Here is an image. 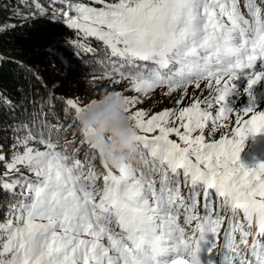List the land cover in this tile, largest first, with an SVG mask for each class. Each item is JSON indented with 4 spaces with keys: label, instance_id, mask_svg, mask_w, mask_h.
I'll use <instances>...</instances> for the list:
<instances>
[{
    "label": "snow or ice",
    "instance_id": "1",
    "mask_svg": "<svg viewBox=\"0 0 264 264\" xmlns=\"http://www.w3.org/2000/svg\"><path fill=\"white\" fill-rule=\"evenodd\" d=\"M60 2L77 39L95 38L109 50L101 78L126 105L137 153L113 168L88 143L94 129L80 128L79 142L60 149L51 124L47 132L22 125L10 157L0 150V189L15 198L0 222V264H201L209 233V252L226 248V264H264V162L250 167L240 158L246 139L264 132V110L227 101L246 71L249 97L264 79V0H245L246 14L239 0ZM201 82L208 95L187 106L137 108L158 88L165 96L181 91L178 106ZM65 103L74 115L86 107ZM224 127L230 132L215 139Z\"/></svg>",
    "mask_w": 264,
    "mask_h": 264
},
{
    "label": "trees",
    "instance_id": "2",
    "mask_svg": "<svg viewBox=\"0 0 264 264\" xmlns=\"http://www.w3.org/2000/svg\"><path fill=\"white\" fill-rule=\"evenodd\" d=\"M5 1L20 7L10 11L9 6H4ZM3 2L0 3V150L7 149L17 135H23L21 126L25 124L33 131L41 129L45 132L46 124H51V138L58 140L60 149L74 138L78 143L81 139L80 126L78 121L73 126L74 112L67 107V99L57 96V89H73L79 95L92 90L98 81L97 76L109 71V50L95 38L77 39L78 34L63 18L54 19L50 12H41L42 7L49 10L53 7L63 8L64 4L58 0ZM89 48L91 51H88ZM41 77L45 79V85L40 81ZM193 87L188 88L183 103L178 106L174 104L173 107L189 105ZM242 88L244 92L246 88ZM240 94L233 92L227 98H236L233 105L228 104L236 110L243 106L240 98H237ZM207 95L201 92L199 96L203 98ZM234 119L235 113L229 120L231 127H235ZM60 125L63 127L57 132L56 128ZM229 132L230 128L224 127L217 131L214 138L219 139ZM257 135H250L246 139L240 153L241 162L250 167L264 162V151ZM72 147L69 146V154ZM85 151H80L79 158L83 159ZM94 164L99 171H103L98 157ZM98 184H102V178ZM14 199L10 192L0 189V220L8 217L9 205Z\"/></svg>",
    "mask_w": 264,
    "mask_h": 264
},
{
    "label": "clouds",
    "instance_id": "3",
    "mask_svg": "<svg viewBox=\"0 0 264 264\" xmlns=\"http://www.w3.org/2000/svg\"><path fill=\"white\" fill-rule=\"evenodd\" d=\"M94 103H86L85 109L75 115L81 129H94L88 143L103 151L113 168L130 162L137 153V132L125 111L123 100L109 93H102ZM111 137L106 142L105 137Z\"/></svg>",
    "mask_w": 264,
    "mask_h": 264
},
{
    "label": "rangeland",
    "instance_id": "4",
    "mask_svg": "<svg viewBox=\"0 0 264 264\" xmlns=\"http://www.w3.org/2000/svg\"><path fill=\"white\" fill-rule=\"evenodd\" d=\"M3 1L4 0H0V3ZM58 1H60V0H58ZM74 2H76V0H74ZM3 3H4V6L10 7V11L14 10L15 8L20 7L18 4L10 5L6 1ZM258 3H259V0H258ZM61 9H62V7L58 8V9H55V7H53L51 10H49L46 8L44 9L42 7L41 12L44 14H48L50 12L52 17L55 16L56 19H59V18H63L60 15ZM63 20H64V18H63ZM106 76H107V72L105 74L102 73L101 76H97L98 81H97L95 87L90 91H86L82 95L76 94L73 91V89H67V88H61L60 87L57 89V96H60V97L62 96L65 99H74L81 104L89 103L91 100L98 98L102 93H106L108 91L113 90V85L111 83V80L108 78H101V77H106ZM238 78H240L241 81L239 83L237 82L238 79H236L234 81V84H236L235 85L236 87L233 90V92H236V93L240 92L241 93L240 96L237 98H240V102L243 103L242 108L252 106L254 108H257L258 110H264V80L262 79L260 82H258L256 85H254L251 89L252 96L249 97L247 95L246 99H245V94H243V88L242 87L247 88V78H244L242 76H238ZM40 81L42 82V84H44V85L46 84V83H44V82H46L45 79H43L42 77H41ZM54 86H56V85H54ZM127 86H128L127 82L121 83L118 85V89L122 90V89H125ZM193 88H194L193 92H192V88L190 90L191 91L190 96L200 97L199 95L201 92L208 93L207 90L205 89V82H201V88L199 90H196L195 87H193ZM166 90H167L166 88L156 89L154 92L151 93V98L145 97L144 102L137 105V108H142V109L148 110L150 114L158 113L161 110L166 109V108H173V106H175L174 105L175 101L180 100L182 98V92L178 90V91L173 92L171 94V96H165L164 93L166 92ZM124 94L128 95V96L135 95V93L133 91H126ZM235 99H232V100L227 99L228 104L233 105ZM257 136H258L257 139L260 138V142L262 144L261 145L262 150L264 151V132L259 133ZM16 137H15V139H16ZM206 137H207V133H206ZM170 138L176 139V137L174 135L171 136ZM11 145L7 149L2 151L3 154L5 155L6 159L8 157H10L11 152L13 151V149L11 148ZM37 147H40L41 150H44V147L42 145H37ZM5 171H6V168H5L4 162H0V176H2V174ZM4 220H0V222H3Z\"/></svg>",
    "mask_w": 264,
    "mask_h": 264
}]
</instances>
